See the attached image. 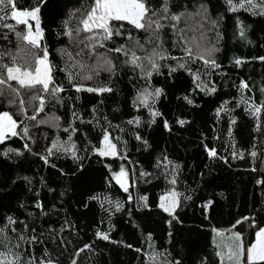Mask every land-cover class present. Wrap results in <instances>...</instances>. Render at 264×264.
<instances>
[{
    "label": "snow or ice",
    "instance_id": "6c2138e0",
    "mask_svg": "<svg viewBox=\"0 0 264 264\" xmlns=\"http://www.w3.org/2000/svg\"><path fill=\"white\" fill-rule=\"evenodd\" d=\"M50 5L59 20L57 39L67 41L65 47L57 49L63 67L51 64L47 46L41 47L42 8ZM212 7V0H34L28 6L18 4L17 0H0V41L14 44L12 49H0V158L10 165L9 174L0 182V264H81V254L93 252L95 241L123 244L138 254L141 264H154L156 256H163V264H184L183 256L168 249L147 254L141 247L111 238L117 213L131 218L144 209L151 210L149 196L139 193L141 182L152 184L153 180H162L163 191L155 207L166 214L169 229L182 223L181 206L194 203L196 190L182 181L181 163L162 154L151 166L153 170L141 168L137 175L134 168L130 170L124 163L117 166V161L134 163L129 159V142L124 135H131L148 151L152 143L146 138L147 130L162 126L164 132L171 134L173 123L180 128L190 124L181 117L170 123L161 110L162 101L174 91H184L178 99L193 107L199 105L189 93V81L194 85L192 93L207 97L217 93L211 77L222 69L219 54L223 51L229 16L233 19L234 39L245 45L253 43L248 35L251 25L241 16L246 13L264 20V0H222L221 10L215 13ZM253 59L264 63V55ZM230 63L240 69L248 60L236 56ZM57 70L64 73L67 87L55 80ZM185 73L188 81L183 79ZM125 77L132 93L131 111L127 119L113 123L99 110L106 104L105 94L115 96L122 91L117 83ZM158 77H164L162 83L156 81ZM234 86L239 99L233 107H229L228 99L222 100L215 108V118L219 121L222 115L229 116L226 134L230 139L237 122L232 114L236 108L242 107L254 120L262 150L258 153L257 144L253 143L247 156L253 160L260 158L259 167L251 169L260 176L264 173V99L257 102L245 95L253 91L245 79ZM259 91L264 96V87ZM68 92L74 93V99L67 95L72 104L62 119L57 109L65 105ZM85 94L97 99L87 113H82L76 102ZM111 112L115 114L120 109L113 108ZM84 114L91 118L84 119ZM201 144L210 162L231 167V161L246 160L245 150L237 151L235 142L229 152L231 160L203 140ZM29 157L51 170L49 175L37 179L36 173L24 174L20 164ZM90 157H95L100 167L93 166ZM66 161L72 165L67 169L59 163ZM98 174L103 176L109 193L118 186L127 194L126 199H113L108 193L97 192L94 186ZM200 175L203 178V173ZM58 182L64 184L59 193L55 187ZM255 184L262 186L264 195V178H257ZM130 188H137L135 196ZM69 193L88 211L93 203L99 204L107 216V230L97 227L93 239L82 246L72 239L79 233L64 207ZM49 194L51 200L47 199ZM219 195L224 198L222 192ZM129 204H134V208L127 207ZM199 207L204 220H208L216 211L215 197L202 199ZM260 214H264V208ZM245 222L250 232L255 229L254 240L247 244L240 230ZM210 232L209 250L200 264H264V226L254 216L241 215L229 227L214 226ZM167 236L171 243L172 231ZM152 241L149 232V249L154 247Z\"/></svg>",
    "mask_w": 264,
    "mask_h": 264
},
{
    "label": "trees",
    "instance_id": "16d2710c",
    "mask_svg": "<svg viewBox=\"0 0 264 264\" xmlns=\"http://www.w3.org/2000/svg\"><path fill=\"white\" fill-rule=\"evenodd\" d=\"M18 4L28 6L34 3V0H17ZM222 0H212V11L215 13L221 10ZM245 19L246 24H250L252 31L249 32V39L252 44H242L233 36V19L228 17L225 26V40L223 42V51L219 54V58L223 61L222 69L217 70L211 79L217 86V93L211 97L204 96L203 93H192L194 87L190 83L187 84L189 93L195 96L196 103L199 107L186 105L182 100L178 99L185 94L184 91H174L168 98L162 101L164 107L162 111L166 112V118L170 123L175 118L181 117L190 121V124L184 128H180L173 123V131L171 134L164 132L161 127L154 126L153 130H147L146 138L150 139L152 149L144 151L142 146L134 140L131 135H124L123 138L128 140V156L133 164H128L127 161H117L124 163L130 170L135 169L137 175L141 168L145 170H153L151 166L156 159L162 154H166L170 159L181 163L183 167L182 181L191 189H195L194 203L188 202L187 205H182L180 209V219L182 223L174 224L171 229L165 223L166 214L160 212L155 207L158 202V196L162 193L164 183L161 180L157 182L153 180L152 184L140 183L138 185L140 194H147L151 210L144 209L141 212L135 213L131 218L126 213H117L113 217V222L116 224L115 229L111 230V238L124 243H131L134 248L141 247L145 253L151 254L159 251L164 252V249L179 253L184 258V264H200V260L209 250L211 227H229L241 215H252L256 222L264 226V214H260V209L264 208V195L261 193V187L255 184L257 178H264V173L260 176L253 172L252 167H259L260 158L253 160L247 156V152L253 150L252 144H257L255 150L258 153L261 148L260 133L255 131V122L247 114L243 112V108H236L232 113L236 116V124L233 125V134L231 139L227 136V121L229 116L222 115V118L217 121L215 118V108L224 99L230 101L229 107H233L235 100L239 99V94L234 85H238L240 79H245L253 91L246 92V96H252L254 100L259 102L264 99L259 89L264 87V63L253 57L264 55V20L260 18L249 17L246 13L241 16ZM59 20L57 13L52 10L51 5L48 8H42V27L44 28V39L41 41V47L45 45L49 51V62L58 67H63L60 55L57 49L65 47L66 38L58 40L56 36ZM14 41V37H13ZM14 48V44L10 45L7 42L0 41V49ZM241 56L248 60V63L240 69H236L230 63L231 59ZM54 78L57 82H64V73L60 71L54 72ZM164 77L156 78V81L162 83ZM185 81H188L187 74H184ZM157 83V86H160ZM117 88L122 89L118 95L110 96L105 94L106 104L101 106L100 112L109 116L113 123L125 120L129 117L130 109V86L127 83V78L120 80L117 83ZM64 106H58L57 115L62 119L67 115L68 105L72 104V100H67ZM96 97L84 95L81 101L76 102V107L82 113H87L91 104L96 103ZM81 104L84 107L81 109ZM119 108L120 112L113 114L111 109ZM2 110V109H0ZM47 111V109H46ZM147 116V113H144ZM91 116L84 114V119H90ZM264 120V116H262ZM128 131V129H126ZM93 137L95 133L92 134ZM116 135V133H113ZM213 136L218 139H213ZM253 137H256L254 140ZM15 140V138H13ZM208 144L210 147H216L220 154L229 156L232 142H235L237 151L245 150L246 160L231 161L232 166L223 164L222 162H210L207 160L206 153L203 151L201 141ZM7 143L12 144L11 141ZM79 144L80 141L77 140ZM12 146H19L12 144ZM137 147L140 150L137 151ZM83 154V153H81ZM93 166L100 167L95 162V157H90ZM88 160L85 164H88ZM66 169L71 165V161L59 162ZM209 167L206 168L205 165ZM20 168L25 170L24 174L39 176H48L50 171L47 168L41 167V162H37L34 158L29 157L20 164ZM10 172V165L0 158V182ZM203 173V178H201ZM98 183L94 186L97 192H105L112 196L113 199H126L127 194L118 190L116 186L111 192L104 184L103 176L98 174ZM56 192L59 193L64 187V184L58 182ZM184 186H181V190ZM46 191V190H44ZM133 196L137 194V188H130ZM224 194L222 198L219 193ZM215 197V208L208 220H204L201 215L199 205L202 199ZM48 200L52 199L51 194L47 196ZM67 203L64 207L68 210V217L75 223L78 236H73L72 239L78 246H82L84 242H89L93 239V233L97 227L101 230H107V216L100 209L99 204L93 203L92 210L88 211L83 206L77 203L75 196L71 193L64 198ZM127 207H133L134 204H129ZM31 210V209H29ZM23 218V216H21ZM46 220V218H45ZM101 220L104 223H101ZM239 227V226H238ZM244 233L245 243L249 240H254V231L249 230L248 222H245L240 229ZM172 231L173 237L171 243L167 236V232ZM151 232L153 235V248L147 247L146 237ZM72 246H69V251ZM179 258V257H178ZM163 256H156L154 264H163ZM67 264V261L65 262ZM81 264H141V259L133 249L125 248L123 244H111L104 241H95L94 251L91 253L81 254Z\"/></svg>",
    "mask_w": 264,
    "mask_h": 264
}]
</instances>
